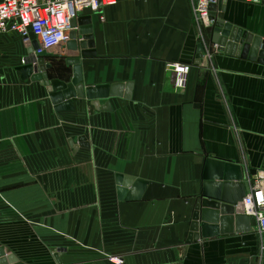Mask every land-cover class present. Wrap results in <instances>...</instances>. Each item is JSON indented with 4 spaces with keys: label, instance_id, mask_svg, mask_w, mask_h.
Listing matches in <instances>:
<instances>
[{
    "label": "crops",
    "instance_id": "1",
    "mask_svg": "<svg viewBox=\"0 0 264 264\" xmlns=\"http://www.w3.org/2000/svg\"><path fill=\"white\" fill-rule=\"evenodd\" d=\"M195 3L119 0L81 11L96 51L81 58L82 82H131L130 98H101L99 107L79 98L57 111L46 84L22 78L23 63L0 68V240L21 259L264 264L253 220L248 231L187 241L207 159L240 165L246 192L264 169V62L220 47L196 63L199 42L212 43ZM225 4L226 21L264 37L262 0ZM79 52L66 45L49 55V78L70 81L66 57ZM174 62L191 64L184 90L174 86ZM117 173L146 181L141 197L120 199Z\"/></svg>",
    "mask_w": 264,
    "mask_h": 264
},
{
    "label": "water",
    "instance_id": "2",
    "mask_svg": "<svg viewBox=\"0 0 264 264\" xmlns=\"http://www.w3.org/2000/svg\"><path fill=\"white\" fill-rule=\"evenodd\" d=\"M264 2V0H262ZM219 6L220 12H214L215 7ZM211 24L205 27L207 37L211 43H217L225 52L241 55L249 59H256L264 62V37L249 30L243 29L224 18L226 8L225 0H218L209 5ZM88 23V24H87ZM79 24V26H78ZM74 30L70 32L71 39L67 42L68 50L80 48V55L67 56V63L73 66V76L70 81H63L58 78L50 79L48 68L51 64L46 62L49 55H41L35 58L32 55L33 48L29 49L30 54L25 62L17 67L22 72V78L39 80L48 86L51 100L57 111L70 110L74 108V102L79 98H87L96 107H99L101 98L110 96L131 97L132 83H106L87 86L82 82V57H93L96 55L93 40V28L90 16H82L74 19L71 23ZM78 27V28H77ZM79 39V40H78ZM37 48V41H34ZM204 50L202 42L198 44L196 63L200 62ZM123 87L126 90H123ZM101 109H110L109 102ZM80 145L89 147L85 135L79 138ZM77 145L75 146V149ZM244 172L241 166L230 161L209 158L206 161L203 173V188L201 197L195 205V212L191 222V233L187 241L210 238L219 234L231 233L233 231H248L251 229L252 217L240 213L235 205L247 194L244 181ZM119 198L141 197L146 185L144 180H132L121 173L116 174ZM131 190L126 192V187ZM218 223L220 225H213ZM54 256L59 264L62 263L60 253ZM0 264H31L11 251L5 243L0 240Z\"/></svg>",
    "mask_w": 264,
    "mask_h": 264
},
{
    "label": "built area",
    "instance_id": "3",
    "mask_svg": "<svg viewBox=\"0 0 264 264\" xmlns=\"http://www.w3.org/2000/svg\"><path fill=\"white\" fill-rule=\"evenodd\" d=\"M119 0H0V35L19 34L27 55L33 48L35 58L41 55L59 54L71 39V23L77 19L85 8L98 10L102 5H114ZM218 0H196L195 14L204 27L211 24L209 20L211 3ZM260 2L261 0H247ZM37 41L38 47H34ZM221 46L212 43L204 46L203 55L212 56ZM175 88L184 90L189 81L191 64L184 62L170 63ZM250 191L240 200L235 208L238 212L252 217L261 236L264 248V169L258 170L250 178Z\"/></svg>",
    "mask_w": 264,
    "mask_h": 264
},
{
    "label": "rangeland",
    "instance_id": "4",
    "mask_svg": "<svg viewBox=\"0 0 264 264\" xmlns=\"http://www.w3.org/2000/svg\"><path fill=\"white\" fill-rule=\"evenodd\" d=\"M5 36L11 42L9 45H2L0 47V68H9L17 63L22 64V59L27 55V51L22 44V38L19 34L0 35ZM21 42V45L17 44Z\"/></svg>",
    "mask_w": 264,
    "mask_h": 264
}]
</instances>
